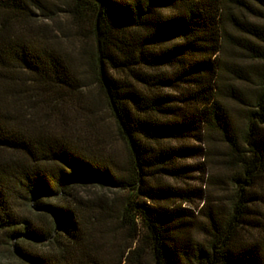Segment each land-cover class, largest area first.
<instances>
[{"label": "trees", "instance_id": "16d2710c", "mask_svg": "<svg viewBox=\"0 0 264 264\" xmlns=\"http://www.w3.org/2000/svg\"><path fill=\"white\" fill-rule=\"evenodd\" d=\"M89 77L126 165L104 134ZM181 86L186 96L171 93ZM226 103L243 113L241 128ZM205 131L241 172L230 212L205 213L200 240L193 212L178 205L198 190L169 181L186 172L181 160L202 153L187 138L200 142ZM258 178L264 0H0L3 252L21 264H142L143 252L153 264H264V224L250 239L241 233ZM91 184L116 194L75 192ZM123 230L131 244L107 258L106 243Z\"/></svg>", "mask_w": 264, "mask_h": 264}, {"label": "rangeland", "instance_id": "374dc122", "mask_svg": "<svg viewBox=\"0 0 264 264\" xmlns=\"http://www.w3.org/2000/svg\"><path fill=\"white\" fill-rule=\"evenodd\" d=\"M62 1L63 0H56V3L61 4ZM56 22L57 26H60V24L63 25L65 17L60 14L59 17L56 18ZM86 84L88 86L86 89H90V96L93 97L95 102H97L96 108L101 118V126L105 131L104 134L107 136L106 138L108 139L109 144L114 147L118 161L126 165L128 162L126 147L118 137L116 123L110 116V112L102 99L101 91L98 85L95 84L90 77L86 80ZM256 88L257 85L255 84L245 86L246 93L249 96L254 94ZM186 92L187 88L184 86L171 91V93L178 96H186ZM226 105L230 108L235 124L238 128H241L243 113L232 103H226ZM182 106L187 108L185 103H182ZM183 143L184 142L177 143L176 146ZM186 143L190 146H197L202 150V153L186 160H181L180 164L187 167L186 172L182 173V176L178 180L169 182L174 188L195 189L198 190V193H201V197L198 196V193L191 196V201L185 203L177 202L181 207L187 208L193 212L195 216V228L193 229L192 234L201 240L202 237H205L202 227L208 223V219L204 216L205 213L211 212L215 216L220 213L225 216L230 212L231 200L236 193L237 186L239 185L234 181V178L239 172H241V166L237 160L229 155L227 145L221 141L220 136L215 132L207 133L205 131L200 142L195 138L189 137L187 138ZM254 187L257 198L249 203L253 214L249 217V223L242 225L243 230L241 231L242 236L247 239L258 234L259 229L253 227L257 221L264 224V178H258L255 181ZM75 192L82 197L93 200H96L99 197L105 199L116 194L113 189H107L96 184L77 187ZM108 242L105 247V255L107 258L112 259L113 256L119 254L118 252L120 250L122 251L125 247L131 244V238L128 236V232L123 230L115 237H112L110 242ZM135 246L136 245L133 242L130 249H133ZM141 262L142 264H153L148 252H143L141 254ZM0 264L21 263L14 259L10 254L3 252V250L0 249Z\"/></svg>", "mask_w": 264, "mask_h": 264}]
</instances>
